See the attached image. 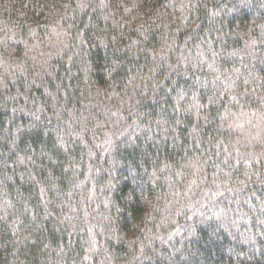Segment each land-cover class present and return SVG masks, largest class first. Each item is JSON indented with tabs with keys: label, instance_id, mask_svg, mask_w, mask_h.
Here are the masks:
<instances>
[{
	"label": "trees",
	"instance_id": "16d2710c",
	"mask_svg": "<svg viewBox=\"0 0 264 264\" xmlns=\"http://www.w3.org/2000/svg\"><path fill=\"white\" fill-rule=\"evenodd\" d=\"M0 264H264V0H0Z\"/></svg>",
	"mask_w": 264,
	"mask_h": 264
}]
</instances>
